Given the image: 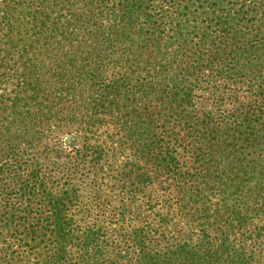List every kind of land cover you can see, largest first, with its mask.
Here are the masks:
<instances>
[{
  "label": "trees",
  "instance_id": "obj_1",
  "mask_svg": "<svg viewBox=\"0 0 264 264\" xmlns=\"http://www.w3.org/2000/svg\"><path fill=\"white\" fill-rule=\"evenodd\" d=\"M54 8L68 31L40 61L24 53L29 61L14 67L28 97L66 101L75 86L103 78V61L134 60L107 83L93 121L114 116L116 142L175 185L192 225L155 245L150 237L170 222L163 214L160 226L124 229L117 242L102 221L81 227L73 211L82 182L100 176L99 157L86 144L67 151L45 142L43 161L26 159L24 115H10L0 132V264H264V0H54ZM78 52L98 68L72 70ZM130 76L144 90L135 99L122 95ZM38 171L42 181L20 183ZM135 173H119L129 194L147 180L143 168ZM120 216L109 224L119 232Z\"/></svg>",
  "mask_w": 264,
  "mask_h": 264
},
{
  "label": "rangeland",
  "instance_id": "obj_2",
  "mask_svg": "<svg viewBox=\"0 0 264 264\" xmlns=\"http://www.w3.org/2000/svg\"><path fill=\"white\" fill-rule=\"evenodd\" d=\"M66 21L64 13L60 14L58 9L54 8V0H0V55L3 56L1 62L4 64L2 69L7 66V71L0 75V132L3 131L4 117L16 115L20 118L19 115H24L21 119L25 124L24 140L28 143L24 149L26 159L36 161L39 157V161H43L40 157L44 150L42 143L45 142L53 146V149L56 143H63V148L67 151L86 144L87 153L99 157L97 168L100 176H92L82 182L83 191L79 205L77 210L73 211L81 227L86 228L92 222L102 221L108 236L116 241L124 229L150 227V224L160 226L158 214H163L170 222L160 233L150 237V243L155 245L167 239L185 237L192 224L189 222L190 217L178 211L175 185L171 184L170 180H160L158 176H154L150 164H146L141 157L131 159V156H128L124 149L125 144L116 142L120 134L114 116L104 115L98 124L93 121L94 117L100 118L104 109L100 104L107 83L118 78L124 71H132L128 63L134 65V60L130 59L126 64L119 62L118 66L103 61V78L96 83H86L85 87L75 86L66 101H59L57 97L40 100L28 97L22 77L24 73L19 71V75L14 67L28 62L27 57H37L40 61L42 58L37 53L51 48L59 32L68 31L65 28ZM146 21L147 19L135 21L132 26H140ZM9 31L12 32L10 37L6 35ZM32 38H37V41L33 42V47L30 43L28 48L27 44ZM130 51L133 53L132 49ZM24 53H28L27 57ZM97 66L89 63L87 56H81L78 52L72 70L83 67L86 71H91L96 70ZM129 79V84L125 83L126 92H123V97L135 99L142 96L144 90L136 87V79L139 78L130 76ZM199 100L201 109L207 107L209 94ZM3 107L7 110L1 111ZM43 114H47L48 119H44ZM137 167L148 173L147 180H142L143 186L141 185L139 191L129 194L125 190L126 187L129 188L128 180L119 173H128V176L135 175L139 178L135 173ZM37 173L39 176L35 177L34 181L27 180L30 178L29 173V176L25 174L21 178L20 183L32 185L35 181H42L43 172ZM20 186L18 184V188ZM216 192L218 195V190ZM213 199L215 200V197ZM213 199L208 202L212 206L216 203ZM122 211L126 222L119 232L109 224L113 219L122 218ZM22 249L19 247L17 251ZM25 254L22 252V255Z\"/></svg>",
  "mask_w": 264,
  "mask_h": 264
}]
</instances>
